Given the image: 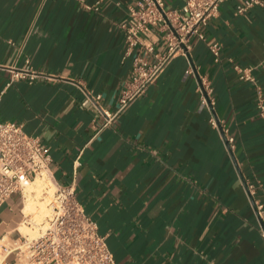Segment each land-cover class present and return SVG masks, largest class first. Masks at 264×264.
I'll use <instances>...</instances> for the list:
<instances>
[{
  "label": "crops",
  "instance_id": "0c3cea01",
  "mask_svg": "<svg viewBox=\"0 0 264 264\" xmlns=\"http://www.w3.org/2000/svg\"><path fill=\"white\" fill-rule=\"evenodd\" d=\"M95 1L0 0V121L48 146L55 181L74 183L116 264H264L245 187L253 184V199L264 203V118L254 83L235 67H252L264 90V8L235 14L239 0L221 3L205 38H193L187 56L176 55L103 126L101 109L114 114L131 80L119 23L130 20L135 0L84 6ZM164 2L180 9L184 0ZM141 38L165 50L159 28ZM25 67L38 75L11 80ZM201 80L212 89V111ZM95 95L100 109L85 102ZM212 115L234 136L231 150ZM23 209L19 193L0 206V264H23Z\"/></svg>",
  "mask_w": 264,
  "mask_h": 264
},
{
  "label": "built area",
  "instance_id": "2783aa9c",
  "mask_svg": "<svg viewBox=\"0 0 264 264\" xmlns=\"http://www.w3.org/2000/svg\"><path fill=\"white\" fill-rule=\"evenodd\" d=\"M226 0H184L180 9H168L164 0H135L129 6V21L119 23L125 43V55L132 58L131 80L122 90L118 108L114 114L103 109V126L124 110L136 97L144 93L155 81L164 67L176 56H187L193 38L203 40L204 28L216 17L219 6ZM101 0L93 5L84 3L89 9H98ZM253 6L264 8V0H239L235 5V14H242ZM153 26L164 32L165 50L156 52L153 45L144 43L141 38L146 27ZM221 45L219 42L209 44V50L215 61L219 60ZM148 57H147V56ZM239 78L254 83L255 103L258 115L264 118V90L252 75V67L235 66ZM38 74L28 68L13 69L11 80L28 77L34 79ZM202 102L213 109L212 89L201 80ZM100 95L89 97L98 109ZM210 123L220 128L224 142L229 150L233 148L234 136L222 126L214 115ZM51 156L48 146L34 135L26 134L20 124L0 121V206L14 193H19L24 201V188L36 178L44 175L53 180L52 196L47 203L50 215L44 222L36 223L27 219L29 226H36L38 235H22L17 245L23 264H116L108 249L105 237L98 232L97 223L84 211L76 198L74 183L63 185L55 181L51 172ZM47 187L42 189V200L47 196ZM246 190L253 201L259 221V234L264 242V203L254 200L255 188L247 184ZM47 223L43 231L41 226Z\"/></svg>",
  "mask_w": 264,
  "mask_h": 264
},
{
  "label": "bare ground",
  "instance_id": "6f19581e",
  "mask_svg": "<svg viewBox=\"0 0 264 264\" xmlns=\"http://www.w3.org/2000/svg\"><path fill=\"white\" fill-rule=\"evenodd\" d=\"M41 179V182H39V184L37 185L36 183V188L34 190L29 191L30 193L35 192L34 194H30L29 192L26 193L27 188L30 190V185L32 187V183L35 180ZM33 182L29 183L25 188H24V213L29 216L31 213H36L37 208H38V204L40 203L39 207L40 209H38V216H40L39 214H44V212H46L45 210L47 209V213L46 215H48L50 212L49 207H47V203L49 202L50 197L52 196V192H53V180L51 179V177H48L46 175H44L43 177L40 178H36ZM40 181V180H39ZM45 187H47V196H45V200L40 201L38 199V196L40 195V193L42 192V189H44ZM33 189V188H32ZM26 193V194H25ZM42 194V193H41ZM42 196V195H41ZM39 196V197H41ZM43 198V197H42ZM41 199V198H40ZM39 202V203H38ZM44 202H46V204H44ZM47 207V208H46ZM36 214V215H37ZM50 215V214H49ZM32 217V215L30 216V218ZM36 217V216H35ZM42 217V216H40ZM44 218V217H43ZM32 220V219H31ZM36 220V219H35ZM27 227V226H24ZM44 229L43 231L48 227V224H46V227L43 226ZM22 228V227H21ZM28 228V227H27ZM25 230V228H24ZM25 235L27 236L28 233L25 232ZM29 237V236H28Z\"/></svg>",
  "mask_w": 264,
  "mask_h": 264
},
{
  "label": "rangeland",
  "instance_id": "374dc122",
  "mask_svg": "<svg viewBox=\"0 0 264 264\" xmlns=\"http://www.w3.org/2000/svg\"><path fill=\"white\" fill-rule=\"evenodd\" d=\"M40 180V181H39ZM37 183V185L39 184V182H41V179H36L33 183H32V187H31V185H30V190L27 188V190H26V193H28L29 191H31V190H34L35 188H36V183ZM35 187V188H34ZM33 188V189H32ZM36 192V191H35ZM35 192H32V193H30V194H34ZM25 193V194H26ZM42 193V192H41ZM40 193V195L39 196H41L42 194ZM38 196V199L40 200V201H43V200H45V197H44V199L42 200V196L41 197H39ZM41 198V199H40ZM39 203V202H38ZM44 204H46V202H44ZM39 205H40V203L38 204V208H37V212H38V209H40V207H39ZM48 207V206H47ZM46 207V208H47ZM46 212H44V214H39L40 216H42V217H40V216H38V214H37V212L34 214V213H31L29 216H27L29 219H32V221H34V222H36L37 224L38 223H40V221H42V222H44L45 220H44V218L43 217H45V216H47L46 215V213H47V209L45 210ZM50 212V211H49ZM37 214V215H36ZM50 214V213H49ZM48 214V215H49ZM32 215V217L30 218V216ZM36 216V217H35ZM36 219V220H35ZM46 224L47 223H44L42 226H41V228H42V230L44 229V227L43 226H45L46 227ZM24 228H25V230H24ZM22 232H23V235H25V232L26 233H28V235L27 236H29V237H36L37 235H38V232H37V227L36 226H28V228L27 227H23L22 228Z\"/></svg>",
  "mask_w": 264,
  "mask_h": 264
},
{
  "label": "water",
  "instance_id": "95a60500",
  "mask_svg": "<svg viewBox=\"0 0 264 264\" xmlns=\"http://www.w3.org/2000/svg\"><path fill=\"white\" fill-rule=\"evenodd\" d=\"M245 187H246V184H245ZM251 201H252V199H251ZM252 204H253V201H252Z\"/></svg>",
  "mask_w": 264,
  "mask_h": 264
}]
</instances>
